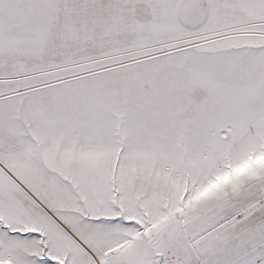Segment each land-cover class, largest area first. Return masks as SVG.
<instances>
[{
	"label": "snow or ice",
	"instance_id": "snow-or-ice-1",
	"mask_svg": "<svg viewBox=\"0 0 264 264\" xmlns=\"http://www.w3.org/2000/svg\"><path fill=\"white\" fill-rule=\"evenodd\" d=\"M0 264H264V0H0Z\"/></svg>",
	"mask_w": 264,
	"mask_h": 264
}]
</instances>
